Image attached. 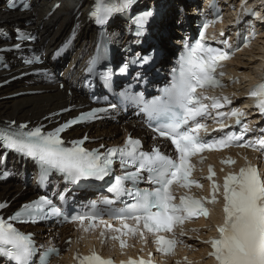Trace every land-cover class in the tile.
Segmentation results:
<instances>
[{"label":"snow or ice","instance_id":"1","mask_svg":"<svg viewBox=\"0 0 264 264\" xmlns=\"http://www.w3.org/2000/svg\"><path fill=\"white\" fill-rule=\"evenodd\" d=\"M132 2L133 0H118L113 4L101 0L91 18L97 25L103 26L114 13L129 8ZM210 7L215 8V5ZM241 7L245 14L251 12L250 9L244 8V5ZM151 15L149 11L136 18L138 35L142 33ZM207 27L208 24H205L204 28ZM223 35L224 33L221 32V36ZM25 38L31 39V37H18V39ZM204 39L202 32L200 40L184 58L179 76L172 88L165 90L163 97L152 102H144L143 105V111L149 117V121H156L152 126L153 132L171 141L175 147V157L166 155L156 147L150 152L143 151L140 140L131 137L125 140L123 147L106 149L103 154L98 149L89 151L82 146L87 136L84 140L73 141L71 147L63 146L64 141L60 136L62 132L75 123L97 118L98 113L107 111L104 108H94L91 112L82 113L51 132H44L42 127L25 130L28 128L26 124H20L16 130L0 131V147L35 160L42 169V181L56 172L63 175L66 183L77 185L81 181H103L112 174L113 165L118 160L123 174L115 177L108 191L117 197L127 195L135 202L126 205L122 210L108 211L109 218L116 219L123 226L122 231L121 228H114L111 224L105 225L108 230L120 234L113 235L111 239L119 240L121 249L126 246L122 239L124 235L134 237L139 231L140 238L144 239V231L130 227L126 221H134L135 225L142 223L143 229L155 236L156 250L165 256L172 255L176 245L183 243L176 237L174 228L182 226L194 217L207 218L209 212L204 205L217 203L216 195L221 189V185L213 182L211 196L207 201L181 196L178 204L173 203L175 197L171 192L172 185L185 189L193 185L201 187L198 182L189 179L193 170L189 163L190 157L205 150L213 151L230 147L251 148L253 151H261V155H264V139L256 143L244 142V135L249 131L246 124L241 126L239 134L228 132L219 138L212 137L207 140L200 138L199 131L205 129L206 125L200 123L198 118H208L209 108L219 109L231 104L228 97L221 99L195 94L198 88H223L216 79L215 73L220 61L230 58L227 52L206 45ZM70 43L71 41L67 42L65 47ZM223 43L225 48L231 47L227 40ZM149 59L150 57H144L141 62L147 63ZM126 67L121 68V72L126 71ZM92 70L90 66L89 71ZM220 75L222 76L223 73ZM110 77L111 74H105V81L109 82ZM249 96L256 99V107L261 115H264V82L257 85ZM205 100H209L210 104H205L203 102ZM224 115L219 113V117ZM242 115L243 113L234 110L229 113L230 118H235L237 125H241ZM214 119L221 124L222 130L224 127L222 120ZM221 163L231 165L235 161L228 158ZM144 172L148 173L147 183L153 187L141 191L136 185L144 179L142 175ZM213 175L214 172L209 168L208 180L211 181ZM126 182L132 187H126ZM222 198L223 223L216 228L217 235L214 238L203 241L211 248L208 257L214 259L215 264H264V175L257 167L246 161L237 173L225 175ZM59 200L61 206L41 196L38 200L23 205L9 217V221L35 222L63 216L71 223H78L85 232L93 229L95 222L101 221L100 214L95 210V204L91 213L73 215L69 219L62 207L67 196L60 193ZM6 207V203L0 202V210ZM9 221L0 218V256L5 257L9 264H34L36 249L31 237L20 233ZM85 221L88 222L87 227L84 226ZM163 232L172 233V238L165 239L158 235ZM100 235L105 237V232L101 231ZM179 235L183 236L184 232L181 231ZM53 254H58V250L55 248L46 250L41 257L42 261H46L47 257ZM74 259L78 264H112L111 260L102 259L94 251L83 257L77 255ZM127 264H152L151 253L147 261L129 259Z\"/></svg>","mask_w":264,"mask_h":264},{"label":"bare ground","instance_id":"2","mask_svg":"<svg viewBox=\"0 0 264 264\" xmlns=\"http://www.w3.org/2000/svg\"><path fill=\"white\" fill-rule=\"evenodd\" d=\"M56 2H60L61 7L50 14L49 12L54 6L53 4ZM166 2H168L170 6L165 12L163 18H176L174 16L173 10L179 5L185 4L184 0H166ZM234 2L235 0L224 3L225 7L228 8L230 6L229 3ZM32 6V9L29 13H27V15H29L33 19V26L35 25L38 28L35 46L40 48L47 57L51 54V50L55 49L66 39L68 30L73 24V10L76 7H79V12H85L88 8V4L85 0H33ZM247 9L250 8L247 6ZM20 17H22V15L19 12L12 14L6 13L4 10V6L2 5V3L0 4V24L4 23L6 25L17 23ZM83 18L84 15H82L81 20H83ZM115 21L116 20H114V23ZM259 28H263V38L260 41L264 42V25H259ZM93 34L94 32L91 26L89 24H85L84 28H82L81 30L80 35L78 36V39L76 40L74 48L71 51V55L67 62V65L61 66V69L65 70L66 75H70L71 73H80V68L91 53V47L94 42ZM256 45L260 46L258 45V42L256 43ZM257 46H255V48L250 51L251 54L247 56L248 58L246 59V61L252 60V69L245 75V79L251 77L250 75L253 76L256 72L259 71L261 65L260 61L264 58V45L260 47ZM256 47L258 48L260 53H255V50L257 49ZM235 63L237 65L232 68V71L235 72L238 77H240L241 72L239 71L241 68L238 66V64H243V62L239 59ZM51 66L52 63H46L45 65V67L47 68ZM69 84L70 82L66 84L67 87L69 86ZM34 86L35 87H28L27 89L22 88L14 92L6 93H17L19 91L32 90L35 88L44 90V93L41 95H37L36 97L27 99L21 98L18 101H14L10 106H2L0 104V118L17 119L18 122L22 120H36L54 110H58L68 105L69 100H72L75 96V92H73V97H67L65 95V91H59L58 86L52 84L49 85V87H44L38 83H35ZM124 128L129 130V124L122 126L118 124L116 125L111 123H101L99 124V126H94V128L89 129V133L94 134V137L99 139V143L102 142L103 144H110L117 142V140L119 139V135L122 133L121 130ZM20 187L21 183L19 180L8 182L6 184H0V200L3 199L6 195H17L18 193H20ZM27 192H31V188L27 189L24 193ZM20 197L21 195L19 196V198ZM47 238L52 239L54 242H56L57 240L54 233H49L47 235ZM66 257L67 256H65V258Z\"/></svg>","mask_w":264,"mask_h":264},{"label":"rangeland","instance_id":"3","mask_svg":"<svg viewBox=\"0 0 264 264\" xmlns=\"http://www.w3.org/2000/svg\"><path fill=\"white\" fill-rule=\"evenodd\" d=\"M262 45H264V42H262V44H260V46H262ZM260 46H257V47H260ZM256 47V48H257ZM256 52L255 53H260V51L258 50V48L255 50ZM255 59V58H254ZM244 60V63L242 64H239L238 66L241 68L240 69V71L239 72H241V74H240V80L243 82L244 81V77H245V75L252 69V65H251V63H252V60L251 61H246V58H244L243 59ZM244 70H245V72H244ZM243 73V74H242ZM22 82V81H21ZM21 82H19V84H18V86L20 85H22L21 84ZM20 86H19V88H20ZM19 88H15V89H13V90H9V91H7V92H14V91H16V90H19ZM27 99V98H25V97H20V98H16V99H3V100H1L0 101V104L2 105V106H4V105H12L13 104V102L14 101H18V100H20V99Z\"/></svg>","mask_w":264,"mask_h":264},{"label":"trees","instance_id":"4","mask_svg":"<svg viewBox=\"0 0 264 264\" xmlns=\"http://www.w3.org/2000/svg\"><path fill=\"white\" fill-rule=\"evenodd\" d=\"M48 64H50L49 62H47Z\"/></svg>","mask_w":264,"mask_h":264}]
</instances>
